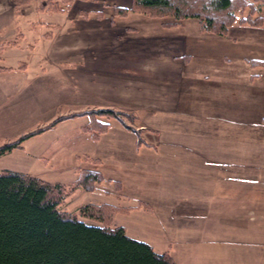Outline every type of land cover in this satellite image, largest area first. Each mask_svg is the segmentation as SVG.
I'll return each mask as SVG.
<instances>
[{"label": "crops", "instance_id": "1", "mask_svg": "<svg viewBox=\"0 0 264 264\" xmlns=\"http://www.w3.org/2000/svg\"><path fill=\"white\" fill-rule=\"evenodd\" d=\"M132 3L75 0L68 8L41 6L27 13L41 17L27 26V31L37 33L35 41L6 40L27 50L31 62L22 60L0 70L23 78L16 88L22 91L20 97L0 116V145L12 141L10 127L18 124L35 121L42 127L68 116L50 127L56 128L82 118L86 122L79 134L89 135L80 150L85 159L117 173L115 178L93 168L102 172L104 181H120L121 189L127 181L144 186L161 202L189 199L179 206L191 209L182 211L204 217L184 222L194 234L179 244L196 251L208 247L222 256L217 263H229L221 260L228 256L240 264H264V112L260 111L264 107L257 106L256 111L255 104H234L233 97L220 103L212 97L218 94L213 89L219 90L215 83L221 82L230 86L241 82L246 91L251 84L264 89V64H250L264 61V28L236 23L226 36H219L204 32L196 19L165 26L159 19L133 12ZM199 57L208 59L206 69L192 66ZM32 65L37 68L30 74ZM202 86L210 89L205 94L214 104L201 103L195 91ZM262 97L258 95V102ZM109 108L138 113L146 135L142 144L120 120L117 127L100 116L110 125L95 136L87 128L92 125L91 114L69 116ZM145 112L149 114L142 116ZM15 150L26 148L23 144L11 152ZM84 168L88 169L81 167L79 173ZM118 207L160 215L153 201Z\"/></svg>", "mask_w": 264, "mask_h": 264}, {"label": "trees", "instance_id": "2", "mask_svg": "<svg viewBox=\"0 0 264 264\" xmlns=\"http://www.w3.org/2000/svg\"><path fill=\"white\" fill-rule=\"evenodd\" d=\"M51 1L44 0L42 7L48 10L68 8L74 0H63V6L58 1ZM248 4V0H133L131 9L162 19L166 25L196 19L203 30L225 35L237 20V13ZM118 10L127 12L125 8ZM167 18L173 20L167 21ZM250 63L259 66L264 61L250 60ZM5 68L0 65V70ZM83 113L91 114L92 125L87 128L95 136L105 132L110 125L101 120V116L117 118L137 133L139 144L144 142L140 130L132 125L137 118L132 111L91 109L69 116ZM66 117H58L0 145V156L22 147L24 140ZM104 179L102 172L93 168L80 170L78 179L71 184L51 182L26 172L1 171L0 264H180L168 251L158 252L150 243L128 235L124 226L112 223L117 211H129L130 208L111 203H87L79 207V214L63 208L67 197L77 187L94 191ZM88 219H94L93 223Z\"/></svg>", "mask_w": 264, "mask_h": 264}, {"label": "rangeland", "instance_id": "3", "mask_svg": "<svg viewBox=\"0 0 264 264\" xmlns=\"http://www.w3.org/2000/svg\"><path fill=\"white\" fill-rule=\"evenodd\" d=\"M55 1H58L60 6L64 5L63 0H52L51 2L54 3ZM248 1L249 4L245 6L243 10H240L237 13V20L234 24L239 23L254 26V23H256L255 27L264 28V0ZM42 3L43 1L41 2V0H28L26 2H23L21 0H0V65L14 66L22 60H28L29 62H31V60L29 59V55L27 56V50L23 48L12 47L10 44H8V42L18 40L20 42L22 41V43H27L28 41H30V43H33L35 41L34 37L37 33L35 34L34 30L36 28L32 30L34 32H29L27 31V26L29 22H31V19L36 20L41 17H39L38 14L29 16L27 15V13H29L31 10H37L42 6ZM23 11L25 12V15H22ZM146 16L149 18H154L148 15ZM243 19L251 20H249L248 22H242ZM159 20L164 24V20ZM165 20L172 21L173 19L167 18ZM182 22L178 24H181ZM164 25L172 26L177 24ZM46 29L47 28H45V30ZM23 30L28 36L26 37V40L21 35V31ZM203 31L207 32L205 30ZM228 32L225 35H217L226 36ZM32 33H34V35H32ZM254 34L260 35L259 33ZM6 40H8V42H6ZM8 53L15 54V56H12L11 54L9 57ZM207 61L208 59L206 60V57H199L197 62L193 63L192 66L194 65L196 67H199L200 69H206L209 66ZM36 68L37 66L32 65L29 70L30 74L35 73ZM8 75L9 74H6V72L0 73V116L4 115L8 111V109L15 101V97L19 96L22 92L17 91V89H19V85L17 84V82H23L22 76L9 77ZM215 84V89L219 90L214 91L213 89V92H217L218 94L212 97H216V99L214 100H218V102L220 103L225 102V99H230L231 97H233L234 104H244L247 102L250 104H255L256 111L258 109L257 106H261L262 108L264 107V93H259L260 91H264V89L259 88V86L251 84L249 86V91H246L242 88L241 82L234 81V84L232 86L225 82L224 84H222V82L219 84ZM206 92L209 93L210 89L204 86L195 91L196 95H201V103L206 104L212 102L214 104L215 101H212L210 96L205 94ZM8 93H10V95L6 96V94ZM258 95H263V102H258ZM184 98L185 97H183V99ZM230 102V100L227 101V103ZM218 106L221 105L218 104ZM110 109L119 110L115 108ZM260 111L264 112V109H261ZM61 112H65V108L64 110H61ZM205 112L207 113L208 110H206ZM217 112L219 113V111ZM134 113L136 114L137 118H135V120L132 122V125L135 128L140 129L141 135L143 136V138H145V131L141 130V125L143 124L144 120L139 117L137 112ZM148 114L149 113L145 112L142 113V116ZM207 115L209 116L208 113ZM108 119H110L114 126L118 127L120 125V122L117 118ZM108 119L105 118V120ZM126 121L130 122V120H128L127 118ZM85 122L86 120L78 118L77 120L60 124L56 128H50V130L48 129V131H44L42 132V134L27 138L22 143L24 144L26 151L15 150L14 152L0 156V172L3 170L23 171L34 176H39L51 182H62L66 184L74 183L78 179L79 169L81 167L99 168L103 170L105 174H112L108 170L94 164L93 161L86 160L84 156L86 153L80 151L81 148H85L89 141L88 134H79L81 125L85 124ZM19 125L20 124H18L16 127H10L11 130L9 134L12 136V140H15L21 137L23 134H27L28 132L39 128V126L42 124L36 123L35 121H30L22 126ZM148 136L152 135L148 134ZM89 145L91 147L92 144ZM97 145L98 144L96 143L94 144L95 147ZM58 146H64V148L66 149L63 151H58L55 149ZM48 147L49 149H47ZM76 151L81 153L79 157L76 156ZM37 154L40 155L37 156ZM110 176H114L115 178H117V173H114ZM119 184L120 181L116 183V181L111 179L103 181L96 187L94 191H86L81 187H77L74 192H72L67 197L66 204L63 206V208L79 214V207L87 203H111L116 206L127 207L136 205L139 202L153 201L154 206H156L157 208L159 207V216L157 213L151 214L145 212L144 210H122L115 213L112 219V223L124 226L128 235L138 240L150 243L158 252L169 251L170 253L174 254V256H172L180 264H200V262H204L205 264H240L236 263L235 257L233 259L232 257L228 256H224L221 260L229 259V263L223 261H219V263H217V259H220L222 256H218L216 252L211 251V249H209L208 247L200 248L196 251L194 250V248L190 247L187 244H179L180 240L194 234L192 231H190L192 230V226L191 229H189L188 225L184 224V222L187 219H204V217H201L196 213L185 212L186 210H190L191 208L185 206L180 208L179 205L189 203V199H187V202H184V200H182V202L177 200V202L175 203V200L171 199H167L161 202L160 197L158 198L155 193L149 192V190L144 186L136 185L134 187L133 185L131 186L129 181H127L123 189H121ZM121 193H123V195H121ZM182 208L185 209V211H182ZM194 210L196 211L198 209L195 208L193 209V211ZM88 220L91 222L94 219ZM196 252H202L203 254H199ZM231 259H233L234 262Z\"/></svg>", "mask_w": 264, "mask_h": 264}]
</instances>
